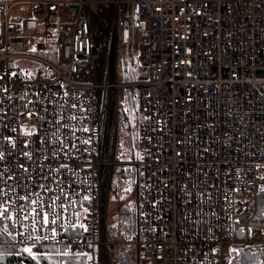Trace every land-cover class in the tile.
I'll return each mask as SVG.
<instances>
[{
  "label": "built area",
  "instance_id": "built-area-1",
  "mask_svg": "<svg viewBox=\"0 0 264 264\" xmlns=\"http://www.w3.org/2000/svg\"><path fill=\"white\" fill-rule=\"evenodd\" d=\"M127 48L136 82L118 81ZM122 85L139 87V126L120 161ZM0 153V213L20 248L115 264L126 164L137 264H243L249 248L264 264V0H0Z\"/></svg>",
  "mask_w": 264,
  "mask_h": 264
},
{
  "label": "trees",
  "instance_id": "trees-1",
  "mask_svg": "<svg viewBox=\"0 0 264 264\" xmlns=\"http://www.w3.org/2000/svg\"><path fill=\"white\" fill-rule=\"evenodd\" d=\"M118 103V151L117 159L122 161L123 152L126 150L128 154L131 152L126 148L127 134L129 133L130 125L128 114L127 125L122 126L121 122V108L126 110L125 104ZM121 107V108H120ZM133 168V167H132ZM126 173V172H125ZM129 176H125V184L130 181L134 182L133 169L128 172ZM120 221L118 226L108 227V235L113 238L118 232L119 236L126 240L132 241L135 238L136 232V214L134 204H125L120 207L119 211ZM254 223L264 224V190L259 194L258 210L254 219ZM127 261L134 262L135 252L134 248L127 246ZM121 252V251H120ZM260 252L256 248H249L243 256V264H258L260 259ZM0 264H88L86 257L83 254L70 255L66 252L65 246L60 245H37L31 248V252H27V256L21 253V248L16 244L13 228L8 214L5 216L3 212L0 213Z\"/></svg>",
  "mask_w": 264,
  "mask_h": 264
},
{
  "label": "rangeland",
  "instance_id": "rangeland-1",
  "mask_svg": "<svg viewBox=\"0 0 264 264\" xmlns=\"http://www.w3.org/2000/svg\"><path fill=\"white\" fill-rule=\"evenodd\" d=\"M93 7H96V4H93ZM53 22L55 19L52 20ZM48 34L49 36L56 38L57 37V31L55 28H49L48 29ZM34 38H30L29 42V50L30 52L36 53V54H41L36 49V46L34 45ZM140 63L139 59V52L130 49H126V57L122 58L119 64V75H118V81L119 82H125L130 81V82H136L139 78L137 75V69L138 65ZM118 103H122L123 105L125 104V108L127 105L126 110L121 108V122L123 129L127 125V114H128V119H129V133L127 134V143H126V148L130 146L131 143V137L136 138L137 137V132H138V126H139V87L137 85H122L119 86L118 88ZM122 105V106H123ZM132 138V139H133ZM123 152V158L122 160H130L132 157L130 154L126 152V150L121 149ZM132 166L126 165V164H121L116 168V174H115V179H114V185L119 187V192H114L112 193L111 199H110V214H109V219H108V227H113V226H118L119 221H120V207L125 204H134L135 206V201H136V196L134 193V188L136 184V174L135 170L133 169V174H134V182L133 184L128 183L125 184V176H129L128 172L132 170ZM126 172V173H125ZM116 239H119L123 243V248L121 249V252H119L117 255H115V264H128L127 259V246H131L134 248V252H136L135 246L132 241H126L122 239L118 232L116 235L113 237ZM31 249L32 247H25ZM25 248H21L26 253ZM226 250L228 252L232 250H239L240 246L239 245H226ZM135 254V253H134ZM129 264H137L136 260L134 262H130ZM141 264H150L149 259L143 258L141 260ZM226 264H235L234 261L230 260Z\"/></svg>",
  "mask_w": 264,
  "mask_h": 264
},
{
  "label": "snow or ice",
  "instance_id": "snow-or-ice-1",
  "mask_svg": "<svg viewBox=\"0 0 264 264\" xmlns=\"http://www.w3.org/2000/svg\"><path fill=\"white\" fill-rule=\"evenodd\" d=\"M25 156L28 155L27 152L24 153ZM4 159V154L3 153H0V160H3ZM21 167H23V165H21ZM3 173H0V176H2ZM11 179V177H9ZM262 179H264V177H262ZM5 193L3 192L2 189H0V195H4ZM28 197H22V199H27ZM33 203H36V201H33ZM3 214L6 216L7 215V210L5 209ZM37 215H39V213H37ZM49 221V214L48 213H44L43 214V223L47 224ZM52 223L54 224L55 223V220L52 221ZM81 227H83V225H81ZM44 239H47V237H44ZM25 251L26 252H31V249L29 248H25Z\"/></svg>",
  "mask_w": 264,
  "mask_h": 264
}]
</instances>
